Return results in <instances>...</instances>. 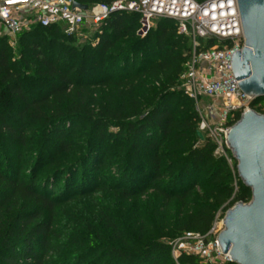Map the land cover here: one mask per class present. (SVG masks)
<instances>
[{
	"label": "trees",
	"instance_id": "obj_1",
	"mask_svg": "<svg viewBox=\"0 0 264 264\" xmlns=\"http://www.w3.org/2000/svg\"><path fill=\"white\" fill-rule=\"evenodd\" d=\"M138 27L139 15L114 13L96 44L79 45L60 26H37L16 37V54L0 37V264H199L173 260L163 239L206 236L220 208L250 201L236 165L198 139L194 102L178 88L188 38L171 20L145 37ZM101 196L65 216L61 240L58 212ZM143 197L180 208L167 233L113 211Z\"/></svg>",
	"mask_w": 264,
	"mask_h": 264
},
{
	"label": "built area",
	"instance_id": "obj_2",
	"mask_svg": "<svg viewBox=\"0 0 264 264\" xmlns=\"http://www.w3.org/2000/svg\"><path fill=\"white\" fill-rule=\"evenodd\" d=\"M71 0H0V37L13 47L16 37L35 27L60 26L66 36L78 37L87 25L97 29L111 14L139 15L137 35L145 37L159 20H171L177 33L188 38L189 51L180 75L185 95L193 100L199 118L198 130L216 146L215 155L231 166L226 133L240 116L261 103L239 88L232 71V57L244 48L236 0H116L96 4L86 11L73 9ZM200 40L201 42H199ZM208 102L200 105V99ZM214 222L206 236L184 233L170 243L173 256L196 257L202 264L231 263L221 253Z\"/></svg>",
	"mask_w": 264,
	"mask_h": 264
},
{
	"label": "water",
	"instance_id": "obj_3",
	"mask_svg": "<svg viewBox=\"0 0 264 264\" xmlns=\"http://www.w3.org/2000/svg\"><path fill=\"white\" fill-rule=\"evenodd\" d=\"M244 48L232 57V71L241 91L264 98V0H236ZM73 9L88 6L73 3ZM199 140H204L197 131ZM238 178L251 191L248 203H236L223 218L217 237L221 253L233 264H264V115L244 112L226 133Z\"/></svg>",
	"mask_w": 264,
	"mask_h": 264
},
{
	"label": "rangeland",
	"instance_id": "obj_4",
	"mask_svg": "<svg viewBox=\"0 0 264 264\" xmlns=\"http://www.w3.org/2000/svg\"><path fill=\"white\" fill-rule=\"evenodd\" d=\"M97 29L91 28V27H87V25H85L81 31L80 34L78 36L79 39V45H83L85 43L88 42H92L93 44H96L97 40L95 41L93 39V35L96 32ZM199 42H201L200 40H198ZM14 50V54H16V48H17V44L14 43L13 47H11ZM178 88H180L183 92V88H182V81L178 80ZM208 102L207 99L201 98L200 99V105L203 106V104H206ZM260 114L264 115V102H261L260 108L258 109ZM3 152L10 154V150L6 149ZM35 154L34 152H31L29 155L25 154L23 157V162L21 163L20 167H21V171L20 174L21 176L24 177H28L31 173H32V168L33 165L35 163ZM25 159V160H24ZM236 165V162L234 160L231 161V167L233 168V166ZM52 169L50 170H46L42 168V175L49 173ZM236 188V187H235ZM94 198L93 200H85V202H78L73 204L71 207L69 206L68 208L62 209L61 211L58 212L57 216H58V220H59V227H58V233L60 239L62 240V234H63V227L61 226L62 224H64V221L66 220V215L70 212V211H77L79 210L80 207H83L85 209V211L87 210H92L94 206H98L102 203H104L105 201H107L109 199V196H101L99 198ZM83 203V204H82ZM160 202L158 199H146V198H142L141 201L136 202V203H126L125 205H114L113 206V211L117 214H119V216H121V218H124L126 221L127 219L130 220L129 218H131V222H135L137 220H143L145 222V226H151V228H157L159 229L160 232H163L164 234L168 232V230L170 229L169 225L167 223H169L176 215V213L179 211V207H171L170 209H162L159 208ZM74 207V208H72ZM159 208L158 211L159 212H155L154 209ZM230 209V208H229ZM227 212L226 208L222 207L218 210L217 214H216V218H215V222H216V226L217 229H223V218L225 216V213ZM153 216H150L151 214H153ZM150 214V215H149ZM149 215V216H147ZM183 235V234H182ZM180 235V236H182ZM178 236V237H180ZM177 237V238H178ZM169 246L170 243H172L175 239L171 240V239H163ZM171 248V246H170ZM171 257L173 260L176 261L175 257L173 256V253L171 251ZM196 258V257H195ZM199 264H202L200 262V260L198 259Z\"/></svg>",
	"mask_w": 264,
	"mask_h": 264
}]
</instances>
